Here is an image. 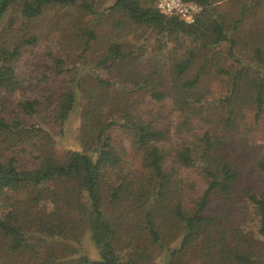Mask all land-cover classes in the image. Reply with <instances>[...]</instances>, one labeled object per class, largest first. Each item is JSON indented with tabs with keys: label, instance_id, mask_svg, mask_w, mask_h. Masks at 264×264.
<instances>
[{
	"label": "trees",
	"instance_id": "obj_1",
	"mask_svg": "<svg viewBox=\"0 0 264 264\" xmlns=\"http://www.w3.org/2000/svg\"><path fill=\"white\" fill-rule=\"evenodd\" d=\"M183 1L195 24L156 0H0V264H264V36H239L262 2ZM113 16L191 45L89 58Z\"/></svg>",
	"mask_w": 264,
	"mask_h": 264
},
{
	"label": "rangeland",
	"instance_id": "obj_2",
	"mask_svg": "<svg viewBox=\"0 0 264 264\" xmlns=\"http://www.w3.org/2000/svg\"><path fill=\"white\" fill-rule=\"evenodd\" d=\"M142 2H153V0H141ZM262 2V7L255 9L250 18H246L244 21V25L242 26L239 36L243 40H252L251 37L253 36H259L262 35L264 36V0H261ZM100 4V3H99ZM106 5V4H105ZM222 10H220L224 15L227 16V19L233 23L234 20L239 19V14L241 11V7H233L232 5L228 4L225 6V3L222 4ZM102 18H100V23L97 24L98 22L97 19L94 21L93 24H97V31L99 35V41L98 44H96L93 54L90 55L89 58H98L103 51L106 49L107 44L111 42L112 40H120L123 42L127 43V47L131 50H135V52H138V50H142L139 55L140 63L145 65L149 61L152 63H156L157 61H161L163 58V55L161 51H155L161 44H166V48H164L162 51L165 53L166 51H173L174 49H179L180 46H189L191 45V41L189 39H183L180 38L179 43L173 42L172 39L166 38L164 36H159L157 31L153 30H148V29H138L137 31H134L133 25L130 23H126L123 27L120 29H116L114 27V22L119 21L120 17L113 16L109 20H106V22L101 21ZM251 35V37L249 36ZM250 37V38H248ZM248 38V39H246ZM253 39H255L253 37ZM44 49L46 48L43 47ZM132 50V51H133ZM44 53V51H43ZM177 58H179V53L175 54ZM43 57L40 55L37 56V58H33L31 60L32 67H42L45 69L46 66L43 64ZM153 60V61H152ZM202 61H200L196 65V69L193 72L191 78L192 79H197L201 78L203 76V71H202ZM159 64V63H158ZM142 67V66H141ZM203 80L206 81L207 86L212 90L214 96H220L221 93H225L226 90L228 89L227 83L224 80H219V78H213L209 80L206 77H202ZM92 88V86H91ZM81 124L80 118L76 120V123L74 125L75 127V132H79V127ZM209 128L208 125H205L202 127V129H207ZM256 141L257 143L264 148V117L262 118L261 123L259 124V130H258V135L256 136ZM62 151V149H61ZM125 164H126V169L129 171V173L135 172L137 169V162H136V157L134 154L129 152V154L126 156L125 159ZM101 204H102V210L105 216V219L107 222H111L113 220V213H112V206L110 204V198L109 194L107 193L106 190H103L101 192ZM256 224H251V225H246V230H253L256 231ZM92 254H94L93 249L91 250Z\"/></svg>",
	"mask_w": 264,
	"mask_h": 264
},
{
	"label": "built area",
	"instance_id": "obj_3",
	"mask_svg": "<svg viewBox=\"0 0 264 264\" xmlns=\"http://www.w3.org/2000/svg\"><path fill=\"white\" fill-rule=\"evenodd\" d=\"M157 9L167 16L179 17L189 25L195 24L202 7L195 3H186L183 0H156Z\"/></svg>",
	"mask_w": 264,
	"mask_h": 264
}]
</instances>
